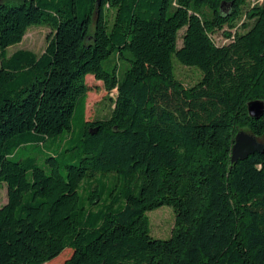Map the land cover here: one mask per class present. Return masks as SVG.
Wrapping results in <instances>:
<instances>
[{"label": "trees", "instance_id": "16d2710c", "mask_svg": "<svg viewBox=\"0 0 264 264\" xmlns=\"http://www.w3.org/2000/svg\"><path fill=\"white\" fill-rule=\"evenodd\" d=\"M18 1L0 0V264H264V150L230 164L239 130L264 143L246 108L264 103V0ZM33 26L44 51L8 55ZM89 77L112 103L100 119ZM76 106L79 137L51 154ZM46 141L42 166L17 158Z\"/></svg>", "mask_w": 264, "mask_h": 264}, {"label": "rangeland", "instance_id": "374dc122", "mask_svg": "<svg viewBox=\"0 0 264 264\" xmlns=\"http://www.w3.org/2000/svg\"><path fill=\"white\" fill-rule=\"evenodd\" d=\"M255 0H251L254 2ZM8 5H16L20 2L18 0H7ZM93 26H91L92 32ZM50 33V30L46 27H30L24 36L23 40L19 45H15L10 47L7 50L8 55L12 54L17 50H28L36 54L40 55L45 47H46V37ZM183 31L179 33V41L178 47L181 46L180 36ZM222 38L220 34H218L215 38L216 43H221ZM176 64V62H175ZM175 75L178 80H180L185 86L193 85L200 77V74L197 70L189 67H184L181 65H175ZM87 84L89 85L90 92L88 93V99L86 101V119L87 120H95L100 119L106 116L111 109L112 103L106 99L107 93L104 91L102 84L99 82H95L91 77L87 79ZM113 98V96H110ZM78 107L76 106L74 109L73 120H72V129L71 132L65 134L64 137H59L55 139V144H52L50 148V153H57V146H64L66 149L70 147V145H65V142H62L65 138L72 139L73 141L77 140L79 137V128L80 123L77 118ZM51 141L44 142V147L41 145H37L35 147H27L21 149L17 158H27L34 157L36 159V163L39 166L44 164V159L48 152L46 149H49L48 146ZM50 154V155H51ZM69 156L66 153L65 157ZM75 161L70 158L66 160V163L70 164ZM6 202V189L3 186H0V206H2ZM150 225V231L153 238L156 239H167L170 236L171 229L174 225V213L173 210L168 206H162L154 211H150L147 213ZM70 252L64 253L59 259L51 262L49 264H63L66 259L69 258Z\"/></svg>", "mask_w": 264, "mask_h": 264}, {"label": "water", "instance_id": "95a60500", "mask_svg": "<svg viewBox=\"0 0 264 264\" xmlns=\"http://www.w3.org/2000/svg\"><path fill=\"white\" fill-rule=\"evenodd\" d=\"M247 113L252 119L258 120L264 114V103L256 100L247 103ZM264 150V143L257 140L250 133L239 130L233 141L230 151V164L247 159L255 153H261Z\"/></svg>", "mask_w": 264, "mask_h": 264}]
</instances>
